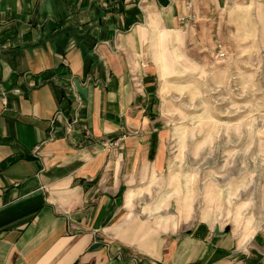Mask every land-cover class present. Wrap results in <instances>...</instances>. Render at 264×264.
Wrapping results in <instances>:
<instances>
[{
  "label": "crops",
  "instance_id": "crops-1",
  "mask_svg": "<svg viewBox=\"0 0 264 264\" xmlns=\"http://www.w3.org/2000/svg\"><path fill=\"white\" fill-rule=\"evenodd\" d=\"M209 2L0 0V264H264V227L159 205V54Z\"/></svg>",
  "mask_w": 264,
  "mask_h": 264
},
{
  "label": "rangeland",
  "instance_id": "rangeland-1",
  "mask_svg": "<svg viewBox=\"0 0 264 264\" xmlns=\"http://www.w3.org/2000/svg\"><path fill=\"white\" fill-rule=\"evenodd\" d=\"M199 8L170 43L171 61L158 36L159 91L172 129L159 205L248 238L264 227V0Z\"/></svg>",
  "mask_w": 264,
  "mask_h": 264
},
{
  "label": "built area",
  "instance_id": "built-area-1",
  "mask_svg": "<svg viewBox=\"0 0 264 264\" xmlns=\"http://www.w3.org/2000/svg\"><path fill=\"white\" fill-rule=\"evenodd\" d=\"M218 49H219V51H218L219 55L218 56L222 58L224 56V53H223V51L221 49L220 44L218 45ZM77 104H78V107L82 106L81 102L78 99H77ZM66 125H67L68 132H72L71 127H72L73 124L71 122H69V121H66ZM109 145H111L113 147H116L118 145V142L114 141V142L109 143Z\"/></svg>",
  "mask_w": 264,
  "mask_h": 264
},
{
  "label": "trees",
  "instance_id": "trees-1",
  "mask_svg": "<svg viewBox=\"0 0 264 264\" xmlns=\"http://www.w3.org/2000/svg\"><path fill=\"white\" fill-rule=\"evenodd\" d=\"M62 97H63V96H62ZM62 97H61V98H62Z\"/></svg>",
  "mask_w": 264,
  "mask_h": 264
}]
</instances>
